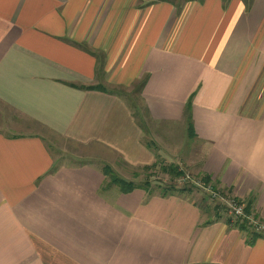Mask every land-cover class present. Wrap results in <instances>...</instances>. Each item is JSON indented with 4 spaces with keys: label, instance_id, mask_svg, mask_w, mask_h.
<instances>
[{
    "label": "crops",
    "instance_id": "crops-1",
    "mask_svg": "<svg viewBox=\"0 0 264 264\" xmlns=\"http://www.w3.org/2000/svg\"><path fill=\"white\" fill-rule=\"evenodd\" d=\"M104 151L264 223V0H0V264H264L195 193L106 188Z\"/></svg>",
    "mask_w": 264,
    "mask_h": 264
},
{
    "label": "rangeland",
    "instance_id": "rangeland-1",
    "mask_svg": "<svg viewBox=\"0 0 264 264\" xmlns=\"http://www.w3.org/2000/svg\"><path fill=\"white\" fill-rule=\"evenodd\" d=\"M149 141V139H147ZM104 156L100 160H97L96 164L100 166L106 173V188L114 187L113 179L114 177L118 179L125 180L127 182L133 183L137 187H147L149 190L161 192L163 190L170 191L172 189L177 190H185L188 193H195L196 197L205 199L207 203H211L213 210H219L221 214H228L226 208L216 200H213L212 197L207 194L203 189L199 188L193 182L184 181L183 178H178L173 180L168 175H165L162 172V167L165 166H175L177 164L171 160L160 157L158 161L154 164V168L152 170H147L145 168H131L128 167L123 161L115 156L107 155V152L104 151ZM107 158L110 161H105ZM87 162L93 161V159H86ZM180 171L181 167L179 166ZM184 172L189 174L193 181H201L204 185L205 183L202 181L203 177H197L194 174L184 169ZM208 189L214 190L217 193L222 194L221 189L210 183L209 185H205ZM229 195V194H228ZM229 215V214H228Z\"/></svg>",
    "mask_w": 264,
    "mask_h": 264
},
{
    "label": "trees",
    "instance_id": "trees-1",
    "mask_svg": "<svg viewBox=\"0 0 264 264\" xmlns=\"http://www.w3.org/2000/svg\"><path fill=\"white\" fill-rule=\"evenodd\" d=\"M189 125H190V131L193 132L191 117H190ZM154 167L155 166L152 165V166L146 167L145 169L152 170ZM162 172L165 175H168L169 177H171L173 180H176L178 178L184 177V175H185V172L183 170L180 171V168L179 167H175V166L162 167ZM104 174L107 177V173L105 171H104ZM112 181H113V184L115 186H117L122 193H125V194L130 193V192H132V191H134V190H136L138 188H144L145 190H149L147 187H137L131 182H127L125 180L118 179L116 177H114V179ZM202 181L205 183V185H209L211 183L210 179L207 178V177L203 178ZM171 191H174V189L170 190V192ZM163 192H165L164 193L165 195L168 194L167 190H163ZM176 192H178V191H176ZM181 192H186V191L185 190H181ZM227 195L228 194H227L226 191H222V196H227ZM239 202L242 203L241 201H239ZM242 204L245 206V213L248 216H253L254 218L258 219L257 216L254 215L253 212H252V206H253L252 203H249L247 206L244 203H242ZM230 217L232 219L231 221H233L238 228H240L244 232H249L254 237L252 239V241L255 240L256 238H258L259 236H261L260 234L255 232V229L253 228V226H251L249 224L248 220H246V219L245 220H242V219L236 220L232 216H230Z\"/></svg>",
    "mask_w": 264,
    "mask_h": 264
},
{
    "label": "built area",
    "instance_id": "built-area-1",
    "mask_svg": "<svg viewBox=\"0 0 264 264\" xmlns=\"http://www.w3.org/2000/svg\"><path fill=\"white\" fill-rule=\"evenodd\" d=\"M184 181L193 182L199 188L203 189L207 194H209L213 200L219 201L224 207H226L228 214L236 220H248L249 224L253 226L255 232L263 235L264 234V223L260 220L254 218L253 216H248L245 213V206L239 202L236 198L227 195L222 196V194L215 192L214 190L208 189L201 181H193L191 176L185 173L182 177Z\"/></svg>",
    "mask_w": 264,
    "mask_h": 264
}]
</instances>
